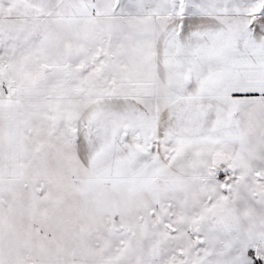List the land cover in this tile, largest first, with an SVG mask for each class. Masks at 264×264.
Returning <instances> with one entry per match:
<instances>
[{"label":"snow or ice","instance_id":"6c2138e0","mask_svg":"<svg viewBox=\"0 0 264 264\" xmlns=\"http://www.w3.org/2000/svg\"><path fill=\"white\" fill-rule=\"evenodd\" d=\"M0 264H264V0H0Z\"/></svg>","mask_w":264,"mask_h":264}]
</instances>
